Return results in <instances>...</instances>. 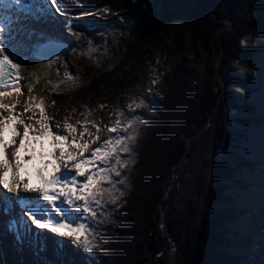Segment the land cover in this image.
Wrapping results in <instances>:
<instances>
[{"label":"rangeland","instance_id":"374dc122","mask_svg":"<svg viewBox=\"0 0 264 264\" xmlns=\"http://www.w3.org/2000/svg\"><path fill=\"white\" fill-rule=\"evenodd\" d=\"M156 1L159 2L161 6L151 12V19H153L154 17L158 18L161 14H164L169 8L168 4L170 3L169 5L177 8L175 15L176 18L172 19V21L175 22L174 28H171L170 31L168 30L169 32L167 34H162L160 32L162 29L161 28L160 30L154 32L153 35L150 36V38L148 36L147 41L146 39H143L138 43L136 42L137 45L133 44L136 39L134 32L137 30V22H139L140 16V13H137L136 11L127 10L122 14H113L109 13L106 9H103L99 10L97 12L98 14L94 13L97 14L96 16L92 14L94 16H88L84 18H79V16L83 14L75 13L73 15L63 17L60 13L59 16L57 13H54L55 19L53 22L60 21V18L61 21L68 22V26H72L74 31H78L81 34L85 35V39L91 44H86L84 46L81 52V56L80 58H78L76 64H69L65 62V64L70 66L69 70H64L59 67H55L53 70H50L47 73L46 77L37 81L36 86L31 89V92L25 93L24 99L19 106H16L11 111L8 109H2V111H0V114L3 113L6 115H19L22 113L25 122L34 126V130L32 133H30V135H36L38 134L37 132L41 130L40 124L45 122L41 118L42 107L44 115L48 117L46 123L51 128L52 132L54 134H64L66 136L67 132H69L72 142L70 151L74 149L76 155H81V149L77 145H79L80 143H88V150L92 148L94 150V147L97 144L101 146L103 142L108 140L109 138L114 139L116 137H119L122 130H118L115 133L109 131V128L114 126L115 121L117 119H120L122 121L121 128H123L125 126L124 122L126 118H145V108L142 105L140 108H136L132 105V109H129V105L131 104L125 103L123 107L124 118L118 115H112L111 112L107 113L104 110L98 111V127L93 128L92 126H84L83 124H78L76 118L73 114H71L70 111L66 110V108L63 107H54L50 102H45L40 107H38L32 102L33 100H35L33 99L31 101L33 110L25 112L24 108L28 103L29 96L35 98L36 94L40 91H45L47 94L77 91L88 84L91 81L92 77L98 76L99 74L105 75L115 71L117 72L122 67L128 66L130 64H135L136 59L143 54L142 52L147 51V56L149 57L148 64L142 70L141 78L146 83V98L151 100L152 98L159 96V89L162 88L166 79L170 78L176 72V69L182 66L185 60H188L189 67L187 69L189 70V73H191V75L189 76L194 78L195 82H199V87H197V92L199 93V95H204L208 83H210L213 88L216 87L219 89L220 98L217 101V109L213 111L211 117H208L205 131L199 132L194 138H189L186 144V151L188 153V156L186 157L188 158V160L185 159L183 165L179 166L178 170H180L179 173L180 177H182V182L180 184V187L176 189V195L180 196L179 199L184 201V205L181 206V208L179 207V211L182 214L181 217H183L185 224L189 225L190 219L187 216L191 215V217H193L194 211L192 209L197 206L199 209H202L201 206L205 203V198L210 195V192L212 191L214 185L220 183L223 187V199L219 203H214L213 207L215 209L223 210L227 221V238L229 239L228 248L226 249L227 255L229 257L227 260V264H264V248L260 245V243H262V240L252 239V241L251 239L247 238L245 240L246 244L241 242V223L244 222L247 217L259 218L258 213L254 209L249 208L244 200L246 199V193L253 188L251 185L252 182L250 176L260 173L264 174V167H262L263 162L260 159L261 156L248 157V155H246V153L250 152L249 146L256 145L255 137L253 136L254 129L264 127V115L261 112V109L253 100L254 95L264 93V86H260L257 88L254 86L251 79L240 78L230 69L232 65L236 64L243 68L237 61H228L229 57L236 56L231 54L237 40V35L234 30L235 27L233 23L228 21L229 23H226V25H224L225 27L222 29V31L213 33L210 31L201 32L200 34H193L188 25L189 19L187 11L189 8V0ZM258 2V6H264V0H237V3L240 7L238 18H240L241 20L248 19L249 21L251 5H256ZM65 4L66 3H64L63 6ZM144 10L148 9L144 7ZM99 15H101L102 19L104 18L105 21L110 18L109 16L119 17V21L114 25L107 27L103 32H91L93 31V29H95L94 23L97 22L96 20L91 19ZM84 20H89V22L83 25ZM211 22L212 24H215L214 22H216V20L214 19ZM243 23L244 22H239L240 30H247L248 22H245L244 24ZM94 36H100L103 40V43L99 46L93 44L92 38ZM15 37L16 36L13 35V39H15ZM262 39H264V36H260L258 38L249 36L245 39L244 42L240 44L238 48L239 51H254V61L250 66V68L254 70L250 71L243 68L249 73L260 72L259 63L256 56L262 51V49H259L256 46V43L260 42ZM227 40H230L228 42V44L230 45L228 46ZM130 44L132 48H128ZM219 59H221V64L218 70ZM212 65L213 67L216 65L217 71L214 79L213 76L210 75V70H213ZM158 73L161 74L159 75V82L157 81ZM229 76L243 80L244 82H246V85L248 84V86L243 85L244 87L241 86L240 89H236L233 91V97L237 99L236 105L231 103L229 94H226L225 83L226 79L229 78ZM63 77L68 78L70 81H72L74 87L62 89L59 78ZM153 81L156 82L153 83ZM98 86L99 84L96 83L95 87ZM232 111L240 112L243 114L239 116L238 120L234 121L229 116L230 112ZM28 117H32V119L29 120ZM251 119L253 120V122H246L247 120ZM69 124L72 125L75 131H72L67 127V125ZM19 126L20 128L23 127L22 125ZM85 128H87V131H85ZM97 129H99V131ZM137 130L138 129L135 128L133 131H131V134L129 136H134L136 138ZM81 133H83V136H81ZM229 133L231 134V137H229ZM216 136H218V147L217 150L213 153L212 146L214 144L213 142L216 141ZM97 137H99L98 140ZM233 137L236 138L237 141H232L231 144H229V139H232ZM67 143L68 142H66V144ZM133 144L134 141L128 142V147L131 149V151L124 152L122 158H125L127 156L128 159L131 160ZM196 144H199L198 152ZM209 144H211V148L209 147L211 151L208 152L205 145ZM93 150L90 154L91 157L93 154ZM90 156H87L86 159L91 158ZM224 158H227V161H224ZM128 159L127 163L129 162ZM95 163L99 167H108L107 163H102L100 161H96ZM212 163L228 166L229 173H224L223 178H221L220 180L214 178ZM60 164H63V161H60ZM118 166L119 165H117L116 167L118 168ZM95 171H97V167L89 168L88 166H86L83 182H86L87 176ZM111 175L116 181L115 186L113 187V185H111L110 187H108V193L106 191L103 197H98V199H100L102 203L107 201L106 197H104L107 195L109 201L111 202L109 208H111V205L113 204V197H115L114 206L118 207V205L121 203V200L119 199L123 197L125 185L127 184L126 179L116 180L117 177L115 176L114 172L113 174L111 173ZM177 182L178 175L175 174L173 177L172 186L169 190H167L165 199L168 198V193L173 192L175 186L177 185ZM30 185L31 184L29 183V187L32 186ZM100 187L106 189L107 185L105 182H102ZM80 202H82L81 205H83L84 202ZM12 207L14 208V202L12 204ZM98 207L99 205L93 204V208L95 210ZM78 211L77 216L80 217L79 222L88 223L89 225L91 223L95 224L94 229H92V231L88 233L89 239L91 240L92 245H94L91 251H87L82 244L74 243L73 237H68L70 244L69 248L65 249V247H62L59 251L48 250L46 248L48 245L58 247L59 244H62V242L51 237L47 239V241L46 239L41 242L35 241L34 244H36L37 247H34V245L29 241H27L26 243L20 242L23 247L25 245V251L23 250V253H19L17 251L15 252L13 248H15L16 241H11L12 243L9 244L8 249L9 258L12 260L11 263L93 264V260L95 257H97L99 250L102 253L104 252V247L97 244V240L94 236V232L98 230L97 225L99 224V222L98 220H96L95 216L93 217L90 212L84 211L83 208H80ZM168 211L169 206L165 205V209L163 210L161 216L157 221V235L154 236V240L156 241L155 244H158L157 247L159 248L160 257H157V259L146 257L145 259H141L134 264H163L164 262H166V264H177L179 252L178 247L176 246V252L174 253L175 246L168 240L169 238H172L169 236L165 227V223L168 219ZM5 214L6 213L3 212L4 220L7 221V217L5 216ZM112 218L113 217H110L109 220H111ZM177 218H179V216ZM6 224L7 222L0 225V238L3 237V227ZM133 224L134 222L131 223L132 227ZM160 226L165 229L167 233L166 237L164 236ZM190 232L191 236H195L194 231ZM27 234L29 238L35 239L34 235H31V231ZM0 246H2L1 239ZM51 246H49V248ZM2 251L3 250L0 248V264H7L8 262L6 261V259H2V253L5 252ZM26 257L28 262L25 261ZM23 259L25 263L22 262Z\"/></svg>","mask_w":264,"mask_h":264},{"label":"trees","instance_id":"16d2710c","mask_svg":"<svg viewBox=\"0 0 264 264\" xmlns=\"http://www.w3.org/2000/svg\"><path fill=\"white\" fill-rule=\"evenodd\" d=\"M169 4L164 14L153 19L151 12L161 6L156 0H67L63 12L68 15L76 13L85 16L103 9L113 14H121L127 10L136 11L140 16L133 44L137 45L136 42L143 39L147 41L148 36L150 38L161 28L162 34H167L174 28L175 22L172 19L176 18L177 8ZM258 4L259 2L251 5L248 21L247 17V20L238 18L240 7L237 0H189L188 25L193 34H200L222 31L228 21L233 23L237 40L231 54L236 56L229 57L228 61H237L243 68L253 71L250 66L253 64L254 51H239L238 48L249 36L253 38L264 36V6ZM144 7L148 10H144ZM214 19L216 22L212 24L211 21ZM239 22H248V29L240 30ZM229 41L227 40V46L230 45ZM128 48H132L131 44ZM142 53L135 64L122 67L117 72L92 77L88 84L77 91L51 94L40 91L32 101L38 105L40 98H43V103L50 102L54 107L66 108L74 115L78 124L93 128L98 127V111L104 110L124 118L122 113L125 103L133 106L141 104L145 108V118L125 119L124 124L131 122L132 128L127 132L121 131L120 136H129L131 131L138 129L131 160L127 156L122 158L124 152L118 154L122 164L118 166L121 175L116 180L126 179L127 184L118 207L113 203L109 208L111 202L106 195L104 197L107 201L100 203L96 210L95 217L99 224L94 236L97 244L104 247V252L99 250L93 264H134L146 257L153 259L160 257L154 236L157 235V221L165 205L169 206L165 227L179 251L177 264H227L229 258L226 252L229 244L227 221L224 211L213 207L214 203H219L223 199L222 185L220 183L214 185L210 195L205 198L202 209L198 206L192 209L193 217L187 216L190 219L189 225L185 224L179 211L184 201L176 195V189L182 182L178 169L183 165L185 156H188L187 141L199 132L205 131L208 117L217 109L219 89L208 83L204 95H199L197 92L199 82H195V79L189 76L191 75L187 69L189 62L185 60L182 66L166 79L159 89V96L149 100L145 93L146 83L141 78L149 57L147 51ZM213 65L210 75L214 79L217 71L216 65L214 67ZM159 75L161 74L157 75L158 82ZM96 83L99 84L98 87H95ZM243 85L248 86L238 78L229 76L226 79V94H229L232 104L236 105L237 102L233 97V91ZM228 135L231 137L230 133ZM217 139L218 136L213 142V153L218 147ZM232 139H229V144L237 141L234 137ZM198 145L196 144L197 152ZM209 145H205L208 152L211 151L209 149L211 144ZM107 165L114 166L112 162ZM212 171L214 178L218 180L223 178L224 173H229L228 166L215 163H212ZM175 174L178 175L175 191L168 193V198L165 199ZM104 182L107 185L106 189L113 185ZM110 217L113 218L109 220ZM190 231H194L195 236H191Z\"/></svg>","mask_w":264,"mask_h":264},{"label":"snow or ice","instance_id":"6c2138e0","mask_svg":"<svg viewBox=\"0 0 264 264\" xmlns=\"http://www.w3.org/2000/svg\"><path fill=\"white\" fill-rule=\"evenodd\" d=\"M62 2L63 0H0V109L11 111L16 107V104L9 105L4 103V100L13 93L16 96L24 94L22 91L23 86L20 84V81L25 79L20 72L24 61L13 50V33L9 24V14L13 10L31 13L36 4L40 6L36 8L37 11H43L44 6L47 5L49 8L54 6L57 12L64 14L61 8ZM155 82L153 81V83ZM28 91L31 92V88ZM33 99L35 98L29 96L28 103L24 108L25 112L33 110L31 103ZM17 103H19V100H17ZM42 104L43 98H40L37 106L40 107ZM135 107L140 108L141 104H136ZM129 109H132V105H129ZM41 118L45 121L40 124L41 130L36 135H30L34 130V126L25 122L22 113L7 117L0 114V185L7 193H13L18 197L21 192L40 193V197H35L31 200L21 198L19 201L22 207L29 210L31 222L40 229H50L51 232L57 233L62 237H73L74 243L82 244L87 251H91L94 245H92L88 233L92 229L88 223L79 222L80 217L73 214V209L78 211L83 208L84 211L90 212L93 217L97 215L93 204L99 205L101 200L98 197H103L104 193L109 191L100 187V185L102 182L107 181L113 184V187L115 186L116 181L113 180L111 173L114 172L116 177L121 175V172L116 167L122 164L118 154L131 151L128 147V142L134 141L135 137L119 136L114 139L109 138L101 146L93 150L91 158L79 161L73 165L77 170L76 173L65 171L61 175H56L54 173H59L61 170V164L58 161L65 159L63 145L68 140V136L52 132L46 123L48 117L44 115L42 107ZM28 119L31 120L32 117H28ZM16 125H22L23 127L18 129ZM121 126L122 121L117 119L114 126L109 128V131L113 133L118 130L127 132L129 128H132V123H127L123 128ZM67 127L75 131L72 125L69 124ZM97 130L99 131V129ZM85 131H87V128H85ZM81 136H83V133H81ZM6 137L8 138L6 139ZM17 137H20L19 146L14 147L17 144ZM42 139H46L49 142V149L45 150L42 146L39 152L35 148H32L31 152H29L31 141H40ZM98 139L99 137H97ZM77 146L81 149V155L89 148L88 143ZM10 147H14V150L9 153L8 149ZM57 148L60 149L59 155L55 153ZM22 151L25 155L30 154L31 160H24L21 155ZM46 157L48 162L45 161ZM67 157L68 159H76V153L69 152ZM36 161H39V164ZM96 161L102 163L112 162L114 166L110 168L99 167L96 165ZM28 164H33L37 179L41 182L39 186L30 188L28 183L20 179L19 174L21 171L31 175V172L27 169ZM50 166L53 169L52 173L47 171ZM86 166L89 168L97 167V171L88 175L86 182H81L78 177L85 175ZM9 172H11L10 180L5 179ZM60 197H65L66 202L65 200H59ZM58 200L59 203H57ZM77 201H83L84 203L83 205H77ZM112 202L115 203V197L112 198ZM12 204L13 201L10 197L0 195V205H3L0 210L10 213ZM66 205L72 207H67ZM16 224L17 221H12L9 228L15 231ZM17 239H19V236H17Z\"/></svg>","mask_w":264,"mask_h":264},{"label":"bare ground","instance_id":"6f19581e","mask_svg":"<svg viewBox=\"0 0 264 264\" xmlns=\"http://www.w3.org/2000/svg\"><path fill=\"white\" fill-rule=\"evenodd\" d=\"M39 4H36V8H39ZM54 13H57L59 16V12L56 11L55 7L49 8V6L45 5L43 11H35V14L33 15H25L24 13H20L16 10H13L10 15V27L12 29L13 35H15V39H13V50L16 52L17 56H19L24 63L21 66V73L25 77L21 81V85L23 86L22 91L24 92L23 95L16 96L15 93H13L11 96H8L4 103L6 104H16V106H19L25 96V93H28V89H33L38 80L43 79L46 77L47 73L50 70H53L55 67L62 68L64 70H69L70 66H68L66 63L69 64H76L78 61V58L81 56V52L86 44H91L89 41L85 39V35L81 34L78 31H74L72 26H68V22L54 21ZM104 17V16H103ZM108 20L102 19L101 15L91 19L96 20L97 22L94 23L93 31L103 32L107 27L114 25L116 22L119 21V17L115 16H109ZM106 19V18H105ZM90 20V22H91ZM104 20V21H103ZM89 22V20H84L83 25L85 23ZM93 27V25H92ZM49 40H64L66 42H69L71 45V51L67 53L63 58L56 60L54 62H45V61H38L32 58L31 54L32 51L35 50L38 46L41 44L49 41ZM99 46V45H98ZM256 46L259 49H262V51L256 56L257 61L259 63V70L258 73H249L245 69L241 68L239 65H232L231 71L243 79H251L253 81V84L255 87H262L264 86V39H262L260 42L256 43ZM59 81L61 83L62 89H68L71 87H74L72 81H70L68 78H59ZM264 88V87H263ZM17 100H19V103H17ZM253 100L256 103V105L261 109V112L264 115V93L259 95H254ZM2 111V109H0ZM3 114V113H2ZM243 113L232 111L230 112L229 116L232 120H238L239 116H241ZM2 116L7 117L8 114H3ZM18 129H20L19 125H16ZM38 131V130H37ZM39 132V131H38ZM37 132V133H38ZM68 142L63 145V150L65 153V159L63 160V164H61V170L59 173H54L56 175H61L65 171H72L73 173H76L77 170L73 167V165L79 161H83L86 159L87 156H90L92 149H89L84 152L83 155H76V159H68L67 154L69 152H75L73 149L70 151V146L72 144L70 133L67 132ZM255 137V143L256 145L249 146L250 152L246 153L248 157H258L261 156L262 160V167H264V127L263 128H255L254 134ZM8 137H6L7 139ZM17 144L14 147H18L19 139L20 137H17ZM73 139V138H72ZM81 144V143H80ZM45 150H48L50 145L49 142L46 139H42L40 141H31V145L29 147V152H31L32 148H35L37 152L40 151L41 147ZM100 145L97 144L94 148L99 147ZM14 147H10L8 149L9 153L14 150ZM55 153L57 155L60 154V149H55ZM21 155L24 157V160H31V155H25L24 152H21ZM91 157V156H90ZM45 161L48 162V158H45ZM224 161H227V158H224ZM37 164H39V161H36ZM60 163V161H58ZM27 169L29 172H31V175L27 174L25 171H21L19 174L20 179L26 183H29L31 187L39 186L41 183L37 179L36 171L33 166V164H28ZM48 172L52 173L53 169L50 166L47 169ZM22 174V175H21ZM85 176V175H84ZM84 176H79V181H84ZM11 178V172L8 173L7 176H5V179L10 180ZM251 178V185L252 189L246 193V199L244 202L249 206V208L254 209L258 215L259 218L256 217H247V219L244 220V222L241 223V232H242V240L241 242L246 244V239H257L262 240V243L260 245L264 248V174H254L250 176ZM30 187V188H31ZM0 195L8 196L12 199L14 202V208L12 207V211L10 213H7V219H11V221H18V219H22L24 221V224L26 226V230H23L20 225L17 227L15 231L11 230L9 228V225L11 223L6 224L3 227V243H4V249H2L5 252H9V244L12 243L11 241H16L14 251L23 253V250L25 251V248L23 245H21L20 242H27L29 241L31 244L34 245V247H37L35 243L41 242L44 239H49L50 237L53 239H57L58 241L62 242V244L57 247H53L51 245H48L46 248L48 250H61V248L65 247V249H68L70 244L68 237H62L57 233H53L50 231V229H40L37 225L34 223H31L29 210L27 208H24L19 203L21 198H26L28 200H31L35 197H40V193H24L21 192L20 196H16L13 193H7L6 190L2 188V185H0ZM42 199V197H41ZM59 200H65V197H60ZM59 200L57 203H59ZM18 201V202H17ZM17 205H16V204ZM82 202L77 201V205H81ZM1 209L3 205H0ZM67 207H72L70 205H66ZM53 211H55L53 209ZM79 212V211H78ZM73 214L77 215V210L73 209ZM0 218L3 219V212L0 211ZM9 222V221H8ZM32 229V230H31ZM31 235H34L35 239L29 238L27 233H30ZM25 233V235H24ZM17 236H19V239H17ZM253 241V240H252ZM261 242V241H260ZM256 243V242H255ZM259 244V243H258ZM49 246H51L49 248ZM255 246V245H254ZM42 248V247H41ZM64 252V251H63ZM62 252V253H63ZM9 254V253H8ZM71 256V255H70ZM8 258V257H7ZM6 261L10 264L11 260L9 261V258ZM25 259V258H24ZM23 263L28 262L27 257ZM21 260V259H20ZM7 263V264H8Z\"/></svg>","mask_w":264,"mask_h":264},{"label":"water","instance_id":"95a60500","mask_svg":"<svg viewBox=\"0 0 264 264\" xmlns=\"http://www.w3.org/2000/svg\"><path fill=\"white\" fill-rule=\"evenodd\" d=\"M94 15L96 16L97 14H94ZM92 42L95 45H101L103 43V40L100 36H94L92 38ZM70 51H71V45L69 42H66L64 40H49L41 44L40 46H38L35 50H33L31 56L33 59L38 60V61L54 62L56 60L63 58ZM220 64H221V59H219V62H218V70H219ZM185 159L188 160L186 156H185ZM160 227H161V230L164 236L166 237L167 233L165 229L162 226ZM168 240L174 244L175 246L174 253H175L176 252L175 243L170 238Z\"/></svg>","mask_w":264,"mask_h":264}]
</instances>
